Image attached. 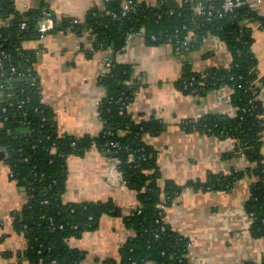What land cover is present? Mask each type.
Segmentation results:
<instances>
[{"label": "trees", "instance_id": "1", "mask_svg": "<svg viewBox=\"0 0 264 264\" xmlns=\"http://www.w3.org/2000/svg\"><path fill=\"white\" fill-rule=\"evenodd\" d=\"M124 1L103 0V6L89 9L83 20H57L52 15L54 27L49 32L90 30L94 49L109 50L111 55L110 69L102 78L106 95L98 107L103 128L96 136H74L58 133L54 112L42 101L39 79L33 69L38 50L23 46L26 41L40 37L37 21L42 11L52 12L45 6L19 10L14 0H0V50L8 53L0 65V160L8 165L10 179L28 196L26 203L12 214L14 229L27 242L23 254L28 264H79L82 252L68 241L95 229L103 215L120 217L132 231L120 247V264L148 261L189 264L187 239L163 219L165 207L183 186L172 181L164 186L159 184L161 173L155 150L143 139L144 134L160 133L162 125L155 119L134 122L127 113L135 85L130 81V68L118 61L116 54L133 34H142L156 43L169 41L177 51L185 52L197 48L208 34L226 43L231 54L229 66L200 73L186 64L178 86L184 93L203 95L227 85L234 115L209 114L186 119L180 125L188 132L234 138L235 151L242 153L251 165L227 174H210L207 180L190 181L188 186L228 190L244 176L255 177L244 208L252 218L251 234L264 237V154L261 152L264 104L258 95L264 77L259 75L251 50V27L247 25L258 21L264 27V17L248 3L219 17L222 0H158L153 6L133 0L127 10ZM198 3L203 4V13L195 11ZM189 32L193 39H187ZM92 147L115 154L121 179L136 192V206L128 214L110 199L62 200L67 157L82 156ZM243 264H264V260Z\"/></svg>", "mask_w": 264, "mask_h": 264}, {"label": "crops", "instance_id": "2", "mask_svg": "<svg viewBox=\"0 0 264 264\" xmlns=\"http://www.w3.org/2000/svg\"><path fill=\"white\" fill-rule=\"evenodd\" d=\"M156 5L158 0H138ZM181 1V0H175ZM264 17V0H246ZM25 10L45 6L61 20H83L103 0H14ZM251 27V50L259 75L264 77V27L258 21ZM90 30L71 29L48 32L44 37L26 41L23 46L38 50L33 69L40 83L42 101L54 112L60 135H98L102 128L99 105L106 95L102 78L109 71L110 51L94 49ZM116 59L130 68L135 90L127 106L134 122L155 119L162 125L156 135L144 134V141L155 150L161 173L159 184L172 181L182 191L164 209V221L188 241L189 264H243L264 260V237L250 231L252 218L244 208L255 177L244 176L228 190H201L188 186L190 181H205L210 174H227L250 166L236 152L237 140L186 131L181 122L209 114L233 116L230 89L223 85L203 95L184 93L178 86L184 65L195 72L230 65L226 43L214 34L203 38L197 48L177 51L169 41L151 42L142 34L131 35ZM259 97L264 104V83ZM92 147L82 156L67 157L64 202L112 200L124 214L137 203L136 192L120 177L117 158ZM229 155V153H232ZM261 152L264 154V130ZM111 153V152H110ZM25 190L9 176V167L0 160V264H28L24 251L26 239L14 229L12 214L27 201ZM132 235L118 216L103 215L95 229L81 237L70 238L69 245L82 252L79 264H120L119 251ZM114 259L111 263L108 260ZM145 264H159L148 261Z\"/></svg>", "mask_w": 264, "mask_h": 264}, {"label": "built area", "instance_id": "3", "mask_svg": "<svg viewBox=\"0 0 264 264\" xmlns=\"http://www.w3.org/2000/svg\"><path fill=\"white\" fill-rule=\"evenodd\" d=\"M133 3V0H125L123 3V7L124 10H127L128 8H130V5ZM248 3L246 0H222L221 5H220V10L218 12V16H224L225 14L232 12L236 7L241 6L242 4ZM204 6L201 3H198L195 6V11L197 13H203L204 12ZM114 17H116V14H112ZM74 22H76L77 20H73ZM22 26H25V23L22 24ZM54 27V21L52 18V14L47 11V10H43L41 13L40 18L37 21V29L40 32V38L44 37V35L46 33H48L51 29H53ZM131 36V35H130ZM194 36L192 35V32H189V35L187 36V39H193ZM151 39H155L154 36L151 37ZM37 53L39 54V51H37ZM8 57V53L6 54V52H3L2 50H0V65L2 64V60L4 58ZM107 66H108V70L110 69V59H107ZM12 72H15V68L11 67ZM34 84V83H32ZM264 117V115H263ZM164 219V218H163Z\"/></svg>", "mask_w": 264, "mask_h": 264}, {"label": "water", "instance_id": "4", "mask_svg": "<svg viewBox=\"0 0 264 264\" xmlns=\"http://www.w3.org/2000/svg\"><path fill=\"white\" fill-rule=\"evenodd\" d=\"M108 155H110V156H113V157L115 156V154H114V153H109Z\"/></svg>", "mask_w": 264, "mask_h": 264}]
</instances>
